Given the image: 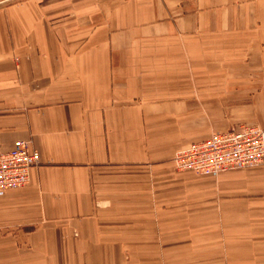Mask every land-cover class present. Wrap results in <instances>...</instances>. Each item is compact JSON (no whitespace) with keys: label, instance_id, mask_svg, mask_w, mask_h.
<instances>
[{"label":"crops","instance_id":"obj_1","mask_svg":"<svg viewBox=\"0 0 264 264\" xmlns=\"http://www.w3.org/2000/svg\"><path fill=\"white\" fill-rule=\"evenodd\" d=\"M264 127V0H0V264H264V164L184 144Z\"/></svg>","mask_w":264,"mask_h":264},{"label":"built area","instance_id":"obj_2","mask_svg":"<svg viewBox=\"0 0 264 264\" xmlns=\"http://www.w3.org/2000/svg\"><path fill=\"white\" fill-rule=\"evenodd\" d=\"M39 163V154L29 140L16 139L6 152H0V191L24 186L30 169ZM179 170L215 176L222 171L264 164V127L241 125L214 132L207 139L190 142L174 154Z\"/></svg>","mask_w":264,"mask_h":264},{"label":"rangeland","instance_id":"obj_3","mask_svg":"<svg viewBox=\"0 0 264 264\" xmlns=\"http://www.w3.org/2000/svg\"><path fill=\"white\" fill-rule=\"evenodd\" d=\"M186 144H188V143H186ZM186 144H184V145H186ZM184 145H182L181 147H183ZM175 166V165H174ZM175 168H176V166H175ZM176 170L177 171H181L182 173H191L192 175H194V177L195 178H207L208 180H210V181H214L215 180V178H216V176L218 175H215V176H212V175H203V174H199V173H195L194 171H191V170H179V169H177L176 168Z\"/></svg>","mask_w":264,"mask_h":264}]
</instances>
